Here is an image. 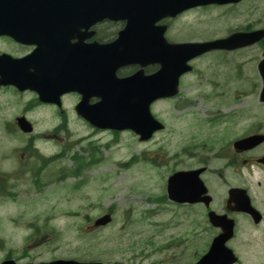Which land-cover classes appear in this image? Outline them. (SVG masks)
Returning a JSON list of instances; mask_svg holds the SVG:
<instances>
[{"label": "rangeland", "instance_id": "374dc122", "mask_svg": "<svg viewBox=\"0 0 264 264\" xmlns=\"http://www.w3.org/2000/svg\"><path fill=\"white\" fill-rule=\"evenodd\" d=\"M172 23L168 35L172 42L213 40L249 26L264 28V0L194 10L180 23ZM260 59L262 51L250 48L235 53L212 52L195 61L193 78L184 77L183 98L161 100L153 106V113L166 129L148 142L128 133L116 140L110 133L95 135L74 116L68 121V134L56 132L61 122L50 108L29 116L34 121L31 138L35 136L33 145L38 155L54 157L75 141L71 147L78 146L72 153L88 156V144L93 142L100 148L102 161L82 176L66 175L56 181L54 175L61 168H73L71 158L63 156L41 171L40 190L32 184V174H25L18 182L11 181L17 184L10 190L14 196L0 198V263L10 256L19 263L49 264L61 259L104 264H195L198 257L206 255L208 240L217 230L208 228L200 213L194 220L185 209L160 206L156 199L165 202L162 197L166 196L170 175L196 168L202 161L210 168L207 176L212 179L211 186L217 191L221 206L225 205L222 197L226 187L244 182L264 206V172L254 166H241L237 174L233 166L226 164L233 158L232 144L249 136L252 127L255 126L254 132L264 134V104L259 101ZM71 104H67L69 113ZM20 113V100L8 101L0 96V175L8 179L17 177L19 163L25 162L28 167L35 163L30 157L25 160L22 152L29 138L20 131V139L14 137L8 127ZM236 113L238 119L233 117ZM217 118L223 124L212 125ZM210 144L215 147L209 148ZM220 151L229 158L220 159ZM263 154L264 146L246 155ZM163 156L166 160L161 162ZM134 157L144 161L131 164ZM146 157L154 163L146 161ZM222 171L227 172L230 183L216 179ZM110 209L115 214L109 226L87 231ZM243 222L239 230V241H244L239 251L241 263L264 264V223L262 230L257 231L253 223ZM31 224L54 231L48 234L50 241L41 240L42 235L31 239Z\"/></svg>", "mask_w": 264, "mask_h": 264}, {"label": "water", "instance_id": "95a60500", "mask_svg": "<svg viewBox=\"0 0 264 264\" xmlns=\"http://www.w3.org/2000/svg\"><path fill=\"white\" fill-rule=\"evenodd\" d=\"M46 0L52 7H40L39 0H4L0 4V21H22L27 26L5 22L0 25V33L6 34L19 42L32 36L37 37L44 49L35 52L36 57L47 55V49L58 46L61 41L63 46H68L70 39L78 29H86L92 21L110 19L113 21H128L127 28L115 43L103 45L92 65L93 71L100 74L103 79L107 76L111 87L102 89L100 96L103 102L114 107V116L111 124L122 129H132L141 136L142 140L149 139L152 134L161 129L151 115L150 106L158 98L173 97L177 94L180 77L189 72L191 67L187 62L193 58L213 50H235L249 46L264 38V31L251 34H234L224 40L203 44H168L164 38L165 27H156L162 18L176 17L184 10L207 4H227L238 0H101L99 8H79L74 0ZM144 3V4H143ZM49 19L62 21H46ZM37 28L36 32L31 31ZM27 38V39H26ZM24 43V42H23ZM58 43V44H57ZM123 50L121 51V45ZM75 56L76 62L81 61L82 49L69 47ZM51 56L47 61L50 62ZM70 59L67 55H57L51 58L52 68L48 69V77H62L76 67V63L69 66ZM22 63V62H20ZM140 63L143 67L151 64L161 65V69L154 75L145 77L143 72L136 76L120 81L116 78V70L127 64ZM55 66H59L55 68ZM89 66V62L87 63ZM260 72L264 81V61L260 64ZM103 83V81H102ZM47 92L48 88L44 89ZM264 102V89L261 93ZM24 123V122H23ZM98 123V121H96ZM22 124V123H21ZM30 130V129H29ZM264 141L263 136H254L239 141L235 146L239 149H250ZM198 173H178L174 175L168 186L171 200L176 202L200 201L201 195L207 191L198 178ZM245 204L246 211H251V206L245 191L232 190L231 198L236 196ZM241 204V205H244ZM240 206V204H238ZM212 221L217 226H223V220L212 215ZM111 222L107 215L95 223V227L105 226ZM228 234L215 240L210 252L197 264H233L236 258L232 252L224 248ZM223 247V248H222ZM223 249V250H222ZM3 264H16L14 261ZM53 264H81L78 262L58 261Z\"/></svg>", "mask_w": 264, "mask_h": 264}, {"label": "flooded vegetation", "instance_id": "af4514ba", "mask_svg": "<svg viewBox=\"0 0 264 264\" xmlns=\"http://www.w3.org/2000/svg\"><path fill=\"white\" fill-rule=\"evenodd\" d=\"M217 7V6H216ZM51 21H60V20H51ZM170 21V20H167ZM5 21H0V23H4ZM124 25L121 23H112V22H97V24H95L91 30H90V34L86 37L85 33L81 31V33H79L77 35V32L74 34L75 37H77V39H73L71 41V44H75L76 42L79 41L80 38L83 39V44L84 45H95L98 44L99 46H101L103 43H110L112 42L118 35V33L123 29ZM253 29L251 27H248L245 32H250ZM260 47H262L263 45H259ZM37 50V45L36 44H22V43H18L10 38L7 37H0V54L1 55H9L11 56L13 59H24L28 56H30L31 54L35 53V51ZM136 68L135 67H131V66H125L123 68H120L117 72V76L119 78H126L130 75H132L135 72ZM30 73H35L34 69L30 70ZM0 89H4L1 88ZM7 90H13L14 93L18 94V91L13 88V87H9L6 88ZM68 98L67 100H81V96L78 94H66L65 96H63L62 101L64 99ZM36 101H38V99H36V97L34 98ZM34 102L38 107L41 106V104L38 102ZM92 104L96 102L95 99H92L90 101ZM264 146L263 144H260L258 146H256L255 148L251 149V150H237L232 146V153H233V158H231L229 160V162H227L226 164L229 165V167L232 168L233 166V170L234 172L238 173V170H240V165L242 167H247V166H254L257 167L258 169H260L262 172H264V154L263 155H257V156H248L246 154H252L254 152H256L258 149H260L261 147ZM222 156L220 157V159H228L229 156L228 154H224L223 155V151L219 152ZM262 154V153H260ZM195 169H207L206 172H204L201 177L203 179V181H205V183L208 185V192L211 196V202L209 203H201V204H196V205H183L186 208H189L193 214L196 213V208L195 207H199L200 210L204 213V215L209 214L210 211H215V212H219L231 217H239V216H245L247 220L250 219L249 216H247V214L244 213H238L235 212L233 210H229L228 209V205H227V201L229 198V188L226 187V191H225V196L222 197V199L225 201V205L221 206L218 202L219 199V195L216 191H214V189L211 186V180L209 179V177L207 176L208 171L210 170L207 162H200L199 166H196ZM193 170V169H191ZM227 172L226 171H222L219 172L217 174L216 179H218L220 182L224 183V184H228L230 183L229 181H227ZM259 187H262L263 184H258ZM231 208H233V206L231 205ZM193 219H195V216H193ZM238 222V220H237Z\"/></svg>", "mask_w": 264, "mask_h": 264}, {"label": "trees", "instance_id": "16d2710c", "mask_svg": "<svg viewBox=\"0 0 264 264\" xmlns=\"http://www.w3.org/2000/svg\"><path fill=\"white\" fill-rule=\"evenodd\" d=\"M7 181L8 180H5L4 183H0V190L3 189L2 192H0L2 195L9 194L7 189H5L6 184L8 183Z\"/></svg>", "mask_w": 264, "mask_h": 264}]
</instances>
